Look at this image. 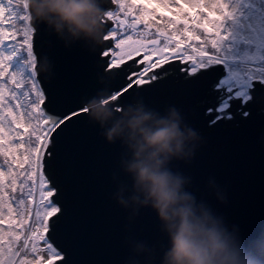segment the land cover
I'll list each match as a JSON object with an SVG mask.
<instances>
[{"label": "snow or ice", "instance_id": "snow-or-ice-1", "mask_svg": "<svg viewBox=\"0 0 264 264\" xmlns=\"http://www.w3.org/2000/svg\"><path fill=\"white\" fill-rule=\"evenodd\" d=\"M109 2L116 10L105 9V17L119 27L109 26L104 36L115 45V50L102 52L109 57L108 71L119 70L128 61L143 65L127 76L125 91L157 81L156 70L179 61L187 77L184 87L191 92L217 73L212 89L218 103L206 110L211 124L232 119L234 101L241 106L264 103V2ZM16 21L23 25L19 31ZM31 22L23 0H0V264H68L67 249L54 239L62 208L53 199L56 191L45 175L44 157L52 134L69 127L80 112L55 114L48 107L52 101L37 77L36 28ZM239 45L245 46L242 53ZM17 57L20 63L14 68ZM18 189L20 199L15 196Z\"/></svg>", "mask_w": 264, "mask_h": 264}, {"label": "water", "instance_id": "water-1", "mask_svg": "<svg viewBox=\"0 0 264 264\" xmlns=\"http://www.w3.org/2000/svg\"><path fill=\"white\" fill-rule=\"evenodd\" d=\"M107 2L106 9L113 10L115 3ZM31 23L36 28L33 40L37 77L52 101L48 107L55 114L80 112L69 127L62 126L52 134L44 157L45 175L54 189L57 183L62 186L53 197L62 208L54 239L67 249L64 254L68 264H131V241L157 247L167 243L154 210L142 208L130 222L129 211L113 198L117 190L113 173H119L121 180L127 179L119 169L123 148L119 142L108 143L100 134L99 123L89 121L82 111L84 101L97 96L106 85L121 93V105L142 100L160 112L175 106L186 122L200 131L203 140L192 162L173 161L172 167L191 178L188 190L222 217L246 248L264 254V125L257 129L264 119L254 113L236 127H224L223 121L210 125V117L197 101L215 73L207 76L195 92L184 87L186 79L172 74L125 91L126 68L133 61L109 72L102 57L104 48L114 46V42L104 41L93 48L82 38L66 47L46 25ZM109 26L115 24L105 17V35ZM45 58L51 61V74L41 70ZM52 166L55 171L50 172ZM218 193L226 197L227 203L221 202Z\"/></svg>", "mask_w": 264, "mask_h": 264}, {"label": "clouds", "instance_id": "clouds-1", "mask_svg": "<svg viewBox=\"0 0 264 264\" xmlns=\"http://www.w3.org/2000/svg\"><path fill=\"white\" fill-rule=\"evenodd\" d=\"M23 4L31 21L46 25L66 47L82 38L93 48L105 41L102 0H23ZM41 70L51 74V61L45 58ZM119 95L106 85L84 101L83 111L89 121L99 123L108 143L119 142L123 148L119 169L127 179L113 173L117 182L113 198L129 211L130 222L142 208L154 210L167 238L158 247L131 241V264H264V254L246 248L223 218L188 190L191 178L172 167L173 161L192 162L203 140L200 131L175 106L160 112L142 100L121 105Z\"/></svg>", "mask_w": 264, "mask_h": 264}, {"label": "flooded vegetation", "instance_id": "flooded-vegetation-1", "mask_svg": "<svg viewBox=\"0 0 264 264\" xmlns=\"http://www.w3.org/2000/svg\"><path fill=\"white\" fill-rule=\"evenodd\" d=\"M107 49L108 48L106 47L104 48L103 51H106ZM102 57L105 58L104 61L107 66L106 68L108 69L109 57L106 58L103 54H102ZM133 62H131V65L128 66V68H126V75H125L126 80H127V76L130 73L139 71L143 66V65H138L136 62L135 63ZM156 71L160 73L158 78H160L161 76H167V75L172 74V75L178 76L179 79H187V77L184 75V66L179 61H174L169 65H165L164 68L158 69ZM177 72L180 73V75H178ZM216 77H217V73H215L214 78L209 83L207 90L202 93L200 99L197 101V105L204 107L205 113L207 109L214 108L218 103L217 93H215L212 89V83L215 81ZM146 83H149V82H146ZM261 95H264V93H261ZM229 111L232 114V119H221L220 120V121H223L224 127L239 126L243 119L253 115L254 113L257 114L261 120L264 119V103L249 104L248 106H241L239 101H234L233 107ZM242 112H248L249 115L245 117L242 115ZM209 124L212 125L211 123ZM263 125L264 123L260 122L257 125V129H262Z\"/></svg>", "mask_w": 264, "mask_h": 264}, {"label": "rangeland", "instance_id": "rangeland-1", "mask_svg": "<svg viewBox=\"0 0 264 264\" xmlns=\"http://www.w3.org/2000/svg\"><path fill=\"white\" fill-rule=\"evenodd\" d=\"M184 2L186 3L187 2V0H184ZM177 6L178 5H176V4H173L172 5V7H173V9H175V8H177ZM190 6V5H189ZM113 10H116V5H115V8L113 9ZM161 12L162 13H164L165 15H167V14H169L168 13V10L167 9H164L163 7H161ZM21 15H24V13L21 11V13H20ZM176 13L173 11L172 13H171V15H175ZM121 19H123L124 17H123V15H121V17H120ZM113 22H114V24H115V26H110V28H117V27H119V25H117L116 24V22L113 20ZM15 24H16V29L19 31L21 28H23V25L19 22V21H16L15 22ZM110 28L108 29V31L110 30ZM107 31V32H108ZM107 34V33H106ZM129 34H131V33H129ZM20 36L18 35L17 36V40L19 41L20 40ZM134 38H136V37H134ZM113 50H115V46L113 47V46H110L106 51H108V52H111V51H113ZM19 59V57H17L16 58V61H17V63H15L14 65H13V67L14 68H16L17 66H19V63H20V61L18 60ZM137 59H139V57L137 58ZM143 67V66H142ZM9 71H12V69H10ZM30 86V85H29ZM25 90H27V89H25ZM49 148V147H48ZM47 148V149H48ZM46 153H47V150H46ZM9 195H10V197L12 196V195H14V194H12V193H9ZM14 207H15V205H14ZM41 254H43V253H41ZM30 259H35V257H32V256H30L29 257Z\"/></svg>", "mask_w": 264, "mask_h": 264}, {"label": "trees", "instance_id": "trees-1", "mask_svg": "<svg viewBox=\"0 0 264 264\" xmlns=\"http://www.w3.org/2000/svg\"><path fill=\"white\" fill-rule=\"evenodd\" d=\"M255 2H256V3H261V2H264V0H255ZM102 5H103V7L106 9V8L108 7V2H107V0H102ZM189 7H190V6H189ZM239 48H240L241 53H242L243 50H244V48H245V46H244V45H239ZM18 60L20 61V58H19ZM107 70H108V69H107ZM177 74L180 75V73H178V72H177ZM51 155H52V153H51ZM51 168H52V170L50 169V170H49L50 172H51V171H55L53 166H52ZM49 171H48V172H49ZM56 183H57V182H56ZM57 185H58V187L55 188V191H56V192H57L58 190H61V189H62V186H60L58 183H57ZM15 196H16L17 199H20V198H21L20 195H19V189L17 190V193L15 194ZM55 219H56V218H55Z\"/></svg>", "mask_w": 264, "mask_h": 264}]
</instances>
